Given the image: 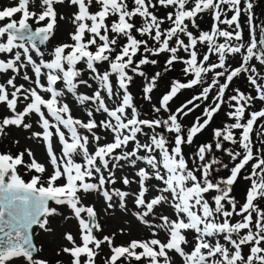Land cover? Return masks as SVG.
Listing matches in <instances>:
<instances>
[{"label": "snow or ice", "instance_id": "snow-or-ice-1", "mask_svg": "<svg viewBox=\"0 0 264 264\" xmlns=\"http://www.w3.org/2000/svg\"><path fill=\"white\" fill-rule=\"evenodd\" d=\"M67 2L77 9L70 16L71 42L54 45L47 53L41 46L55 36L58 18L64 19L58 17L55 5L65 0H39V13L29 9L33 0H17L15 6L0 9V75L12 73L0 82V104L9 110V115L0 118V136L11 126L29 130L31 138L44 144L48 157L46 165L36 160L30 148L0 153V264H12L18 258L25 264H49L39 257L33 229L50 231L48 218L60 215V207L70 210L66 220L78 221L80 243L66 233L70 246L58 253L68 255L69 264H96L105 243L111 254L104 264H131L133 260L174 264L170 253L178 255L181 264H264V140L259 148L253 140L254 126L264 120V107L250 110L257 100L264 103V75L250 63L255 60L264 66V25L258 26L257 37L251 0H245L243 8L241 0ZM158 7L171 10L160 17ZM242 11L249 14L247 43L240 24ZM206 12L213 21L207 31L196 22ZM17 14L18 19L14 18ZM166 22L167 28L163 27ZM162 53H168L163 71L180 63L184 79L169 82L159 106L153 105L154 118H140L129 91L133 74L144 77L140 66L156 65L158 61L150 56ZM237 54L241 62L233 67L228 60ZM104 64L108 67L101 71ZM241 74H246L256 94L235 88L226 98L230 84ZM21 76L27 86L17 85ZM159 77L157 72L143 87L145 100L151 101ZM89 81L95 83L94 89ZM81 87L93 90L82 93ZM197 87L201 89L197 94L174 111L170 108L182 90ZM214 90L211 103L186 127L182 118L200 108ZM69 95L87 120L72 115L66 101ZM222 106L228 109L227 121L213 129L212 142L197 145L186 156L184 147L193 145ZM98 113L106 114L105 118L97 121ZM33 124L41 130L32 131ZM108 134L112 140L101 144ZM255 135L264 136V131ZM54 140L61 146L59 152ZM218 152L232 163H225ZM249 164L250 171L242 175ZM125 166L135 172L132 178L121 176L120 182L124 186L136 183L135 191L114 186L116 172ZM222 171L228 174L223 176ZM240 178L250 182L242 203L232 195ZM92 192L103 197L105 210L118 204L127 211L126 199L131 197L133 214L149 229V237L127 245H115L108 235L98 238L95 232L102 228L97 213L81 202V194L86 198ZM165 205L170 214L157 211Z\"/></svg>", "mask_w": 264, "mask_h": 264}, {"label": "rangeland", "instance_id": "rangeland-1", "mask_svg": "<svg viewBox=\"0 0 264 264\" xmlns=\"http://www.w3.org/2000/svg\"><path fill=\"white\" fill-rule=\"evenodd\" d=\"M243 2V5L245 4V0H241ZM254 2V0H252ZM259 5L256 3L253 4V24L257 25V37L259 36V25H264V0H258ZM17 3V0H0V9L8 6H15ZM39 0H33V3H30L29 9L31 11H36L39 13L42 9L38 6ZM227 6H225L226 8ZM55 8L59 15H63L64 19L60 20L58 18L57 27L55 30V36L50 39L49 42L45 45V51L46 53L52 49L54 45L65 43V42H71L70 41V33L74 31V26L71 23L70 16L71 14L75 13L77 11L76 7L71 6L68 4L67 0H65L64 4H57L55 5ZM92 10H95L94 8ZM171 9H165L162 7H158L156 14L160 17H164L168 11ZM232 15V12H228V16ZM248 13L244 16V25L242 26L243 32L247 30V37L244 40L245 43L249 42L250 40V32H249V26H248ZM14 18L18 19L19 14H17ZM223 18V17H222ZM114 19V17L112 18ZM137 23L139 24V19L136 18ZM196 22L199 25L201 22H206L207 24L209 22H212L211 16L209 13L201 14L196 18ZM31 23V21H30ZM209 25H211L209 23ZM207 25V26H209ZM36 25L33 23V27ZM169 24L166 22L163 27L167 28ZM200 26V25H199ZM221 27H227L225 25H221ZM210 28H207L205 26H200V30H209ZM192 31L195 33L197 32L196 29H192ZM138 36V34H137ZM139 38V37H138ZM124 41L123 39L120 40V43L122 44ZM222 42V38L221 41ZM151 44L152 42L149 41ZM140 55V54H139ZM181 55H186L183 52H181ZM168 56V53H162L158 56L151 57L150 59H156L158 63L156 65L152 64H146L141 65L140 70L145 73L144 77L139 76L138 74H133L134 79L132 83L130 84L129 91L134 97V104L137 106L138 111L141 113L140 118H147L151 119L154 118L157 114L153 112V105L159 106L158 101L162 97L163 94H165L169 90V84L167 82H163V80H160L159 78H162V76H168L170 78V81L173 79H181L183 80V74H182V68L183 65L180 63H176L172 66V68L164 72L163 69L165 67V61ZM213 61L216 59L215 56L211 58ZM241 62V57L239 54L235 55L234 57H230L228 60V63L232 65L233 67L238 66ZM251 64H256L259 72L261 75H264V66H260L257 61L253 60L250 62ZM80 67H83V65H80ZM101 67V71L104 69H107L108 65L104 64ZM157 72L161 73V77L157 80V87L153 90V92L150 94L152 99L151 101L144 99L143 94V87L147 83L148 79H150L153 75H155ZM132 74V73H130ZM12 75L11 72L8 73L7 76L0 75V82L6 81L8 77ZM85 79H87V75L84 76ZM114 79V77H113ZM163 79V78H162ZM90 83H93L92 81H89ZM221 82H223V79H221ZM17 85L20 83H25L27 86V83L23 81L22 76L19 77L16 81ZM96 87L95 83H93V89ZM239 88L241 91H244L246 93H251L252 95H255V91L253 90V87L247 82L246 80V74H241L238 78H234L233 82L230 84L229 89L226 93L227 95L233 94V89ZM93 89H88L85 87L80 88V92L82 93H88L91 94ZM196 91V94L201 90L199 87L194 88ZM195 92L189 93V90H182L180 94L172 102H170V108L175 110L176 107H178L180 104H182L187 99H190L192 95H194ZM215 95V90L210 94L209 100L201 103V107L196 109L194 112L189 114L187 117L182 118V123L189 127L194 122L196 116H200L203 112V108L205 105L210 104L212 101V96ZM178 102L179 100H181ZM73 98L71 95L66 97V101L70 102L72 106V115L77 118H81L83 120H87L86 114L82 111L79 105L72 103ZM109 104V107L113 106L112 101H106ZM178 102V103H177ZM177 103V104H176ZM22 107V106H18ZM264 107V103H261L260 101H256L252 108L250 110H259L260 108ZM226 106H222V109L219 113H217L212 122L209 124V126L200 134H198L194 138V143L191 147L185 146L184 152L186 156L191 155V153L194 151L197 145L201 143L206 142H212L213 139V129L221 126L224 122L227 121V117L225 115V112L227 111ZM9 115V110L6 108V105L0 104V118ZM106 115V114H105ZM105 115L102 114H96L97 121L104 119ZM160 115H163L166 118V113H161ZM35 119V117L32 118V120H29V122H32ZM264 120H259L257 122V125L254 126V133H253V140L256 144V147H260V140H264V136L257 137L255 135L256 132L264 131ZM38 125L33 124L32 131H40ZM98 133L103 134V129H97ZM159 131H164L163 129H160ZM5 135L0 136V153L3 152H11L13 154L18 153L19 151H23L25 148H30L38 162L48 164V157L46 155V149L44 144L35 138H31V132L29 130H24L23 128H17L14 126H11L5 130ZM143 140L144 138L141 137ZM112 140V136L110 134L106 135L105 139L101 140V144L110 142ZM15 141H19L18 144L14 143ZM132 145H129V148H131ZM54 148L57 152L60 151L61 146L54 140ZM220 159L224 160L225 163H232L228 160L226 155L223 153H216ZM25 160H28L27 155H25ZM251 169V164L246 166V169L243 170L242 175L247 174L248 171ZM21 173H24V169H20ZM49 171H51V167H49ZM135 172V169L125 166L123 171H117L116 172V178L117 183L114 185L117 188H121L122 190H128V191H135L137 189V184L133 183L130 186H124L120 182V177L123 175H128L130 178L133 177ZM228 173L226 171H222L221 175L226 176ZM25 180H27L29 177L27 174L24 175ZM151 183H158L156 181H152ZM250 186V182L244 180L243 178H240L237 183L233 186V192L232 195L236 197V199L239 202H244L246 199V192L247 189ZM109 188L113 187V185H108ZM82 196V204L87 206H93L95 212L97 213L96 219L101 225L102 231L95 232V234L98 236V238H102L105 235H108L110 237H113L114 244L115 245H127L131 240L137 239H146L149 237V229L145 227L143 224H141L135 215L133 214L136 209L134 206L133 199L131 197H128L126 199L127 204V211H124L119 208L118 204L113 209H106V202L103 199L101 195L98 193L92 192L86 195L81 194ZM115 199V198H114ZM55 206V205H52ZM58 211L61 213L60 215H53L48 218V225L47 227L51 229L50 231H44L38 227L34 226L33 232H34V243L39 249V257L46 259L49 264H57V261L60 262V264H69L70 257L66 254H60L61 248L64 246H70L68 241L64 238L66 233L73 234L74 237L77 238V243H80L79 240V228H78V221L75 218L72 219H65V216L70 215V210L67 207H60ZM158 212L162 214H170V209L167 205L157 209ZM82 217L87 219V214L82 213ZM239 219V218H236ZM161 238H163V233L160 234ZM188 238L191 240L192 235L189 234ZM244 251L247 253L249 250L247 248L244 249ZM110 249L105 243L101 246V250L99 251V254L96 257V264H104L105 259L110 256ZM170 255L174 256V264H181V258L178 255L170 253ZM12 264H25V261L23 258L14 259L12 261ZM131 264H137L135 260L131 261ZM139 264H146V261L142 260L139 262Z\"/></svg>", "mask_w": 264, "mask_h": 264}, {"label": "trees", "instance_id": "trees-1", "mask_svg": "<svg viewBox=\"0 0 264 264\" xmlns=\"http://www.w3.org/2000/svg\"><path fill=\"white\" fill-rule=\"evenodd\" d=\"M251 2H252V4H257V5H259V2H258V0H254V2L251 0ZM244 7V5H243V2L241 1V8H243ZM253 7H254V5H253ZM253 9H251V15L253 16ZM246 15V13L245 12H243L242 11V14H241V17H240V24H241V26H243L244 25V19H245V16ZM213 22V21H212ZM212 22H209L210 24H212ZM209 23L207 24L206 22H201L199 25L200 26H205V27H207V28H210V25H209ZM207 25H209V26H207ZM255 25V24H254ZM247 37V30H245L244 32H243V39H245ZM138 56H139V54H138ZM134 59H137V58H134ZM163 78V79H162ZM162 78H159L160 80H163V82H167V84H169V82H170V78L168 77V76H162ZM194 93L195 92V94H196V91L194 90V89H191V90H189V93ZM180 101H182V99L181 100H179L178 102H180ZM177 102V103H178ZM176 103V104H177ZM172 109V108H171ZM173 110V109H172ZM174 111V110H173Z\"/></svg>", "mask_w": 264, "mask_h": 264}, {"label": "water", "instance_id": "water-1", "mask_svg": "<svg viewBox=\"0 0 264 264\" xmlns=\"http://www.w3.org/2000/svg\"><path fill=\"white\" fill-rule=\"evenodd\" d=\"M45 47H46L45 45H42V46H41L42 50H44V49H45ZM34 255H35V254H34Z\"/></svg>", "mask_w": 264, "mask_h": 264}]
</instances>
